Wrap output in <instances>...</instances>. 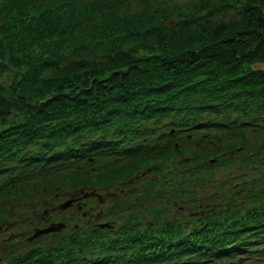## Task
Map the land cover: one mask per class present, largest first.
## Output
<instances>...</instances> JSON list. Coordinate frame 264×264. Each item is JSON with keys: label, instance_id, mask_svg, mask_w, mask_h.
I'll list each match as a JSON object with an SVG mask.
<instances>
[{"label": "trees", "instance_id": "1", "mask_svg": "<svg viewBox=\"0 0 264 264\" xmlns=\"http://www.w3.org/2000/svg\"><path fill=\"white\" fill-rule=\"evenodd\" d=\"M0 246L264 264V0H0Z\"/></svg>", "mask_w": 264, "mask_h": 264}, {"label": "rangeland", "instance_id": "2", "mask_svg": "<svg viewBox=\"0 0 264 264\" xmlns=\"http://www.w3.org/2000/svg\"><path fill=\"white\" fill-rule=\"evenodd\" d=\"M82 191V194L85 195V194H89V192L87 191H84V190H81ZM73 193L70 189H66V188H63L61 191L55 193L53 195L54 197V202L59 204L60 202H63L64 200L68 199V198H73ZM78 194H76L77 196ZM77 198V197H76ZM60 199V200H59ZM58 200V201H57ZM258 263V262H257Z\"/></svg>", "mask_w": 264, "mask_h": 264}, {"label": "flooded vegetation", "instance_id": "3", "mask_svg": "<svg viewBox=\"0 0 264 264\" xmlns=\"http://www.w3.org/2000/svg\"><path fill=\"white\" fill-rule=\"evenodd\" d=\"M97 195V194H96ZM98 197H99V199L100 200H102V196H100V195H97ZM71 205V204H70ZM63 208V207H62ZM90 215H91V212H90ZM90 215H87V218L88 217H90ZM12 239V238H11ZM13 242H14V245H13V247L14 246H16V247H21V245H22V243H23V241H22V243H18L19 241H18V239H14V240H12ZM7 250L6 249H4V248H2L1 246H0V264H3V262L7 259Z\"/></svg>", "mask_w": 264, "mask_h": 264}, {"label": "water", "instance_id": "4", "mask_svg": "<svg viewBox=\"0 0 264 264\" xmlns=\"http://www.w3.org/2000/svg\"><path fill=\"white\" fill-rule=\"evenodd\" d=\"M73 202V199L71 198H68L66 200H64L63 202L60 203V207H66L68 205H70L71 203ZM61 226V223H58V225H48L47 227L45 228H41V229H37L34 234H37L41 231H48V230H52V229H55L57 227H60Z\"/></svg>", "mask_w": 264, "mask_h": 264}]
</instances>
